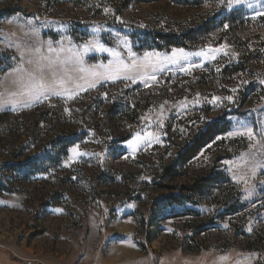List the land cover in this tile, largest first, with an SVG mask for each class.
<instances>
[{
    "label": "rangeland",
    "instance_id": "1",
    "mask_svg": "<svg viewBox=\"0 0 264 264\" xmlns=\"http://www.w3.org/2000/svg\"><path fill=\"white\" fill-rule=\"evenodd\" d=\"M192 1L0 0V264H264V0ZM220 12L233 30L148 49ZM59 103L145 110L65 118L84 135L61 162L14 170L54 130L17 138L5 113ZM217 118L229 130L179 164Z\"/></svg>",
    "mask_w": 264,
    "mask_h": 264
},
{
    "label": "trees",
    "instance_id": "2",
    "mask_svg": "<svg viewBox=\"0 0 264 264\" xmlns=\"http://www.w3.org/2000/svg\"><path fill=\"white\" fill-rule=\"evenodd\" d=\"M178 2H182L185 5H189L192 3V0H175ZM197 2V1H196ZM220 15V17H218ZM234 12L231 15H228L226 12H220L218 14H213L212 16L204 17L200 22H198L193 28L181 31V32H169V33H153L152 40L155 42L152 47H148V49H163L167 48H192L194 47L200 39L199 37H208L215 30L220 27V24H224L227 20L229 22V27L232 28L235 22V18L232 20ZM264 22V16L259 18ZM234 28H232L233 30ZM232 30L226 29L224 32H232ZM223 32V33H224ZM226 33V34H227ZM238 32L234 31L236 35ZM234 35V36H235ZM225 36V35H223ZM231 38H242L237 35V37ZM230 37H225V40H228L230 43H234L235 40ZM161 42V43H160ZM246 61V60H245ZM245 61L242 62V65L236 67V71H245L247 69ZM15 65V61L8 54L1 53L0 54V79L1 77L13 68ZM243 66V67H242ZM98 100L99 97H96ZM101 101V100H100ZM105 101V100H103ZM139 106V104H137ZM136 105V106H137ZM118 111H114L120 119L123 118L126 121L135 122L142 112L145 109H141L135 107V104L123 103L118 105ZM113 108V107H112ZM73 111V112H70ZM75 111V112H74ZM70 112V113H69ZM113 109L109 108L104 110V107L101 105L97 106H87L81 107V105H63V104H45L43 106H36L30 111L24 112L23 114H12L5 113L4 116L11 117L15 126L9 129V132L14 131V128L18 129V133L16 134L17 138H22L23 135L25 137L29 136H37L38 134H42L41 130L44 128H48L49 132L54 130V134L48 139V142L45 146L34 147L33 150L41 152L42 155L27 157L25 161H17L11 166L14 170H19L23 173L28 174L29 170L34 168L38 164V161L41 157L47 160H54L55 164H59L61 162V158L67 152V150L72 146L73 143L78 142L84 133L82 131L71 132V125H62L61 121L65 118L73 119L86 114L91 115V120H95L96 124L100 126L99 128H103L102 126L106 125L108 127H112L113 124L117 121V118H113L112 116ZM74 113V115H73ZM7 129V127H5ZM230 128V122L225 118H217L210 123H208L205 128L198 134L195 139H192L179 151L177 161L179 164L187 162L192 156H194L200 148H202L205 144L212 142L216 136L220 134L226 133ZM22 160V159H19ZM169 169H166V173ZM169 174V173H167ZM3 251H0V254ZM9 259L15 260L8 254Z\"/></svg>",
    "mask_w": 264,
    "mask_h": 264
},
{
    "label": "snow or ice",
    "instance_id": "3",
    "mask_svg": "<svg viewBox=\"0 0 264 264\" xmlns=\"http://www.w3.org/2000/svg\"><path fill=\"white\" fill-rule=\"evenodd\" d=\"M103 50V49H102ZM178 53H180L181 55H183V50H177ZM177 53H173V56H176ZM118 55V54H117ZM151 54H146V59L150 56ZM127 67V66H125ZM229 99H231L229 97ZM249 136H251V130H249Z\"/></svg>",
    "mask_w": 264,
    "mask_h": 264
}]
</instances>
